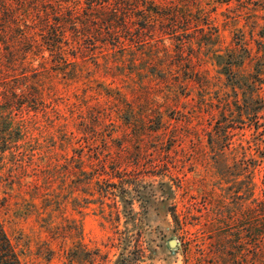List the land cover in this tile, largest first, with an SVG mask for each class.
Returning a JSON list of instances; mask_svg holds the SVG:
<instances>
[{
	"label": "rangeland",
	"instance_id": "obj_1",
	"mask_svg": "<svg viewBox=\"0 0 264 264\" xmlns=\"http://www.w3.org/2000/svg\"><path fill=\"white\" fill-rule=\"evenodd\" d=\"M151 1L153 25L78 57L76 81L45 46L2 72L0 222L22 264H264V0Z\"/></svg>",
	"mask_w": 264,
	"mask_h": 264
},
{
	"label": "trees",
	"instance_id": "obj_2",
	"mask_svg": "<svg viewBox=\"0 0 264 264\" xmlns=\"http://www.w3.org/2000/svg\"><path fill=\"white\" fill-rule=\"evenodd\" d=\"M148 3L150 6L152 1L0 0V10L4 14L0 23V77L5 70H8L5 74L9 75L10 70L15 69L19 64L18 59L23 55L25 57L31 49L36 47L40 49L45 46L52 60H55L54 70L59 68L63 70L68 80L76 81L79 73L76 68L78 57L95 56L98 50L101 53L102 46L109 43L123 46L124 38L133 40L129 35V23H134L141 28L153 25L155 17H151V13L145 14L142 9ZM31 10L35 11L39 20L41 19L39 34L42 37V44L34 37L32 26L28 23ZM157 12L155 11L156 14ZM136 25L134 28L136 32H139L140 28ZM140 34L141 32L135 35L140 36ZM213 57L218 60L222 68H227L224 73L234 87H237L239 78L236 72L228 68L229 63L222 61L223 56L220 54H215ZM6 77L8 76L0 78L1 87H18L19 84H12ZM262 103L257 88L249 92L242 104L241 115L244 126L257 125L256 119L259 118H257L259 116L257 110L261 108ZM258 128L255 126L256 130ZM257 203L261 219L253 231L256 233L258 245H264V216H262L264 215V194L262 199L258 198ZM0 264H22L1 222Z\"/></svg>",
	"mask_w": 264,
	"mask_h": 264
},
{
	"label": "water",
	"instance_id": "obj_3",
	"mask_svg": "<svg viewBox=\"0 0 264 264\" xmlns=\"http://www.w3.org/2000/svg\"><path fill=\"white\" fill-rule=\"evenodd\" d=\"M168 244L170 247H176L177 245H179V242L176 239L172 238L168 241Z\"/></svg>",
	"mask_w": 264,
	"mask_h": 264
}]
</instances>
